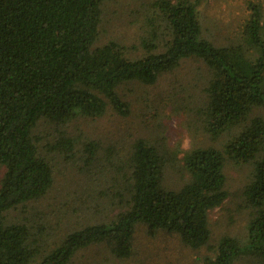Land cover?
Masks as SVG:
<instances>
[{"label":"trees","instance_id":"1","mask_svg":"<svg viewBox=\"0 0 264 264\" xmlns=\"http://www.w3.org/2000/svg\"><path fill=\"white\" fill-rule=\"evenodd\" d=\"M103 1L0 0V264H69L78 250L96 244L113 258H127L140 222L150 233L178 234L188 247L206 245L208 212L228 195L223 172L228 160L255 162L242 191L244 207L253 210L247 243L241 247L235 237L224 236L209 246L214 255L203 256L200 264H232L243 254L264 257L263 4L248 0L237 39L216 43L211 38L213 43L203 35V0H154L140 36L143 54L130 58L129 48L115 40L95 45ZM187 57L201 59L209 73L199 108L203 129L212 139L236 132L221 148L184 152L190 179L178 191L162 185L174 151L142 137L113 164L114 170L128 171L114 176L117 208L111 216L73 221L51 247L44 242L42 223L7 220L9 210H24L47 194L58 158L80 160L81 155L83 171L100 160L102 150L114 151L69 134L70 122L100 118L108 109L128 115L121 85L154 84ZM40 123L54 130L49 141L35 132Z\"/></svg>","mask_w":264,"mask_h":264},{"label":"rangeland","instance_id":"2","mask_svg":"<svg viewBox=\"0 0 264 264\" xmlns=\"http://www.w3.org/2000/svg\"><path fill=\"white\" fill-rule=\"evenodd\" d=\"M248 0H203V35L216 43L237 39L236 34L247 15ZM256 1V0H255ZM263 4L264 0H257ZM154 0H104L101 5L99 36L95 45L115 40L129 48L130 58L143 54L140 36L144 30V17ZM264 13V11H263ZM201 19V18H200ZM205 33V34H204ZM210 37H208V36ZM213 40H212V39ZM232 40V41H233ZM231 41V40H230ZM209 73L204 62L196 57H187L169 72L160 74L151 85L127 82L118 88L120 95L129 104V114L119 115L108 109L95 119L78 117L66 129L69 134L80 135L81 140H98L104 149L113 146L112 154L102 150L100 160L92 161L82 171L84 160L58 158L53 171V184L47 194L39 200L28 202L24 210L11 209L6 213L9 221L39 222L46 226L44 242L53 246L66 230L74 226L73 221L92 222L111 216L117 207L114 176L123 170H114L117 158L130 149L137 138H146L153 144L174 151L164 166L162 185L178 191L189 179L182 156L192 147L221 148L236 132H224L216 139L203 129L199 108L205 101L204 88ZM42 134V142L55 134L48 124L40 123L35 128ZM254 161L234 163L226 161L223 166L225 189L228 192L223 203L208 212L210 238L199 248L186 246L176 233L157 230L153 233L145 223H137L132 237V253L127 258H113L106 248L90 245L78 250L69 264H200L205 255H214V246L224 236L235 237L244 247L247 243V224L253 210L244 207L242 191L252 177ZM107 190V194L102 195ZM232 264H264V257L243 254Z\"/></svg>","mask_w":264,"mask_h":264}]
</instances>
